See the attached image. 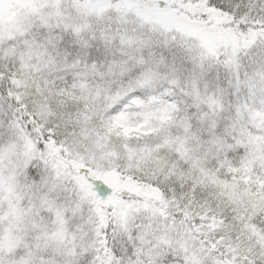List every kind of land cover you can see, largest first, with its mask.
<instances>
[{"label":"snow or ice","instance_id":"snow-or-ice-1","mask_svg":"<svg viewBox=\"0 0 264 264\" xmlns=\"http://www.w3.org/2000/svg\"><path fill=\"white\" fill-rule=\"evenodd\" d=\"M0 264H264V0H0Z\"/></svg>","mask_w":264,"mask_h":264}]
</instances>
